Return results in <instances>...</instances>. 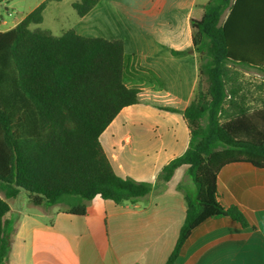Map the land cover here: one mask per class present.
Listing matches in <instances>:
<instances>
[{"label":"trees","instance_id":"1","mask_svg":"<svg viewBox=\"0 0 264 264\" xmlns=\"http://www.w3.org/2000/svg\"><path fill=\"white\" fill-rule=\"evenodd\" d=\"M99 1L72 6L83 17ZM44 8L0 31V264L12 247L9 202L23 191L33 206L85 216L97 196L132 203L187 166L196 198L186 196V219L166 264H176L205 221L229 217L246 224L238 208L219 203L217 180L234 164L264 169V97L253 106L241 81L242 70L264 78V0H209L202 16L191 19L199 81L185 110L169 108L183 115L190 143L155 184L118 176L100 141L124 108L140 102V91L123 82V42L72 29L56 36L39 27Z\"/></svg>","mask_w":264,"mask_h":264},{"label":"crops","instance_id":"2","mask_svg":"<svg viewBox=\"0 0 264 264\" xmlns=\"http://www.w3.org/2000/svg\"><path fill=\"white\" fill-rule=\"evenodd\" d=\"M64 1L38 0L19 18L14 7H6L0 31L14 28L42 4L44 21L49 5ZM208 1L100 0L67 29L85 38L123 42V82L140 91V102L124 108L100 137L118 176L155 184L161 169L189 147L183 115L169 108L183 111L194 99L199 63L191 19L202 16ZM187 168L132 203L97 196L85 216L34 208L29 200L10 201L7 264H166L186 219V196L196 198ZM217 186L219 203L238 208L247 223L229 217L205 221L192 232L176 264H264V169L227 166Z\"/></svg>","mask_w":264,"mask_h":264},{"label":"rangeland","instance_id":"3","mask_svg":"<svg viewBox=\"0 0 264 264\" xmlns=\"http://www.w3.org/2000/svg\"><path fill=\"white\" fill-rule=\"evenodd\" d=\"M0 0V16L6 15V7H14L18 14L16 17H22L29 12L38 0ZM10 11H13V9ZM77 18V12L72 7V0H66L62 3H53L49 5L48 11L44 16L43 23L39 26L42 29L49 30L52 34L60 36L64 31L71 27L74 19ZM36 28L32 26V29ZM243 76L241 81L243 86L248 93L253 106H257V99L260 101L264 97V78L256 73L255 71L242 70ZM23 200L28 202L27 193L22 192L17 201L22 202ZM34 207L33 205H31ZM35 208V207H34Z\"/></svg>","mask_w":264,"mask_h":264}]
</instances>
